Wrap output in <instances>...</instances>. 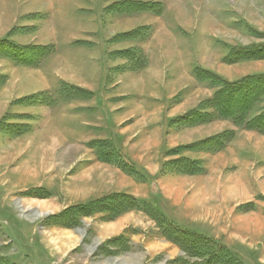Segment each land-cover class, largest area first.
I'll return each mask as SVG.
<instances>
[{
  "label": "rangeland",
  "instance_id": "1",
  "mask_svg": "<svg viewBox=\"0 0 264 264\" xmlns=\"http://www.w3.org/2000/svg\"><path fill=\"white\" fill-rule=\"evenodd\" d=\"M90 1L99 11L60 20L85 33L62 38L98 65L80 51L45 66L67 46L51 43L47 3L0 1V39L30 51L0 42V264H199L215 253L208 264L220 253L264 264V133L213 118L219 83L185 66L227 81L264 73L263 57L234 61L264 46V0H163L170 17L124 21L115 10L127 0ZM151 21L158 67L143 75ZM13 49L42 61L17 63ZM199 110L215 114L199 121ZM168 228L198 244L180 246Z\"/></svg>",
  "mask_w": 264,
  "mask_h": 264
},
{
  "label": "trees",
  "instance_id": "2",
  "mask_svg": "<svg viewBox=\"0 0 264 264\" xmlns=\"http://www.w3.org/2000/svg\"><path fill=\"white\" fill-rule=\"evenodd\" d=\"M122 3V2H121ZM124 4L118 5L116 7V12L119 13H132L136 11H145L151 10L155 13H161L163 10V6L158 2H140V1H125ZM120 4V3H119ZM145 30V27L142 28ZM142 29L138 31H142ZM137 31V32H138ZM131 33V32H130ZM136 33L132 31V34ZM2 45L10 46L12 48L16 47L17 49H21V51H29V46L27 45H17L10 38L0 39ZM34 47V46H33ZM39 48V46L35 47ZM47 49V48H46ZM43 50V48H42ZM55 48L50 49V51L46 52L45 56H49L54 52ZM259 52H255L256 54H250V50H235V55L241 56L234 61H243L252 58H264V46L259 48ZM44 50L43 52H45ZM20 52V51H19ZM26 53V52H25ZM140 53V51H139ZM253 53V52H252ZM245 54H248L247 56ZM8 57L14 60L17 63H21L23 65H33L34 63H40L42 59H39L38 62L34 61V57L29 59V61L22 60L16 56V50L13 49L12 52L9 51ZM29 55V54H28ZM231 55V54H230ZM44 56V57H45ZM230 57V56H229ZM227 57V58H229ZM144 63H146L144 59ZM195 76L201 81H211L214 84L219 83V88L215 91L213 97L209 100L210 107L214 109L216 113H205L203 111L194 112L199 118V121H207V116H213V118H230L234 120L235 123L239 125H244L249 129L257 130L261 133H264V110L259 113H254V109L257 103H260L264 99V73L248 75L242 77L235 81H227L222 79L217 74L201 69V67H197L195 70ZM205 104H208L205 103ZM119 201H122L123 204L127 205L124 210L130 209L132 205L137 204V199H134L128 195H120L118 196ZM114 200V199H113ZM133 203V204H132ZM136 206V205H134ZM123 210V211H124ZM168 233H165L170 240L175 241L180 246H196L197 238L193 236L190 231H184L180 229H165ZM215 254H211L210 256L204 257L205 260L199 264H208L209 260L215 259ZM221 260H217L219 264H231V258L225 256L223 254H218ZM211 258V259H210ZM232 260H235L232 258ZM215 261V260H213Z\"/></svg>",
  "mask_w": 264,
  "mask_h": 264
},
{
  "label": "crops",
  "instance_id": "3",
  "mask_svg": "<svg viewBox=\"0 0 264 264\" xmlns=\"http://www.w3.org/2000/svg\"><path fill=\"white\" fill-rule=\"evenodd\" d=\"M2 1V0H0ZM41 1H44L47 3V7L41 11H44L45 13L49 12V17L47 20L50 21V27L52 28V32L50 34L51 37V43H54L56 44L55 42L57 41V39H62V41L64 42L65 45H67L65 47V49H60L58 48V46L56 47L57 49L54 50V53L48 57V59H45V62H44V66H45V63L47 65L50 64L51 61L53 60H62L61 58H65V57H73L75 56L76 57V54L78 52H83V53H86V57L89 58L92 60L91 62L93 63H87L88 65L92 64L94 65L96 62H95V58L92 59V55L91 54V48L89 46H86V45H76V44H73L72 42L76 39L74 37L72 38H66V39H63L62 36H65V37H69V36H72V34L74 32L68 30V29H63L62 27V22L60 21L62 18H63V15L66 13V12H70L71 14L73 13L74 15H76V17L80 16V15H86L87 16V13L89 14L90 11L92 9H94V11H99V6H93L95 8H93L92 6H90L91 4V1L89 2V0H41ZM73 1V2H71ZM129 1H140V2H163L164 4V12L162 11V15L161 16H164V17H170L171 15V12L173 11L171 8V6L168 5V3L166 1H160V0H129ZM71 2L73 4H70L68 5V3ZM100 2V0H99ZM87 4V5H86ZM47 11V12H46ZM119 13V12H118ZM118 17L116 19H118L119 21H124V20H138L142 17H147L149 19H153L154 17H158L159 18V14L158 13H155L151 10H145V11H136V12H133V13H119ZM82 18V16H81ZM88 18V17H86ZM89 19V18H88ZM60 21V22H59ZM142 25H148V26H151V33H150V40H148V42L150 41L151 42H155L156 41V37H157V31H156V27L153 25V22H147L145 24H142ZM156 31V32H155ZM83 33H85V31H81V32H75L74 35H76V37L78 38L80 35L82 36ZM1 36V35H0ZM4 36V35H2ZM6 36V35H5ZM173 36V35H172ZM72 39V40H71ZM19 43H22L21 41H17ZM146 43V42H145ZM136 44V43H135ZM147 44V43H146ZM152 47V43L147 47V48H142L143 51H145L144 54H146V57H147V64H146V67L144 68V70H142L143 72V75L146 74L148 70H152L154 69L155 67H158L157 65V59L155 57V53L156 51L153 50ZM146 47V45H145ZM182 51V52H181ZM186 51H187V48L185 47H180V58L181 56L185 55L186 54ZM183 53V54H182ZM184 58H192L190 57H184ZM90 61V60H89ZM186 61V60H185ZM186 64L183 63V65L186 66V68L190 69L192 68H196V67H202L198 62L197 60H194L193 63H189L186 61ZM96 65H98V63H96ZM186 75L188 76V72H186ZM189 77V76H188ZM88 86V85H87ZM92 90H96V88H93V87H90ZM146 96V95H145ZM146 98L150 99V100H157L159 99L158 97H154V96H146Z\"/></svg>",
  "mask_w": 264,
  "mask_h": 264
}]
</instances>
